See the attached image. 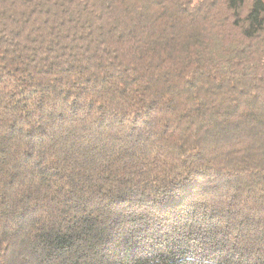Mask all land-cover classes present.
I'll use <instances>...</instances> for the list:
<instances>
[{"label": "trees", "instance_id": "16d2710c", "mask_svg": "<svg viewBox=\"0 0 264 264\" xmlns=\"http://www.w3.org/2000/svg\"><path fill=\"white\" fill-rule=\"evenodd\" d=\"M0 264H264V0H0Z\"/></svg>", "mask_w": 264, "mask_h": 264}]
</instances>
